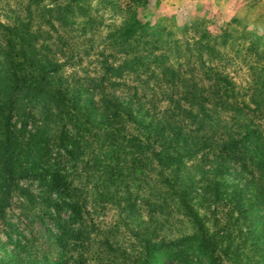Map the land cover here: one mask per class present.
Instances as JSON below:
<instances>
[{
    "label": "trees",
    "instance_id": "1",
    "mask_svg": "<svg viewBox=\"0 0 264 264\" xmlns=\"http://www.w3.org/2000/svg\"><path fill=\"white\" fill-rule=\"evenodd\" d=\"M51 11V27L58 20L75 32L69 12ZM204 25L196 22L182 31L198 36L178 37L135 19L105 38L112 49L94 59L95 76L65 71L74 56L62 61V50L49 45L50 34L36 33L37 38L27 26L0 25V219L15 191L30 211L68 212L54 241L61 253L79 251L84 257L91 233L67 167L81 145L80 154H86L97 130L117 166L130 158L134 168L161 172L165 189H183L166 195L163 204L171 197L182 204L194 195L209 203L226 198L229 217L258 219L262 233L264 52L252 32L244 31L242 60L254 63L248 68L252 80L239 85L224 63L228 54L220 50L234 47L235 36L228 27L215 35ZM226 174L231 184L224 182ZM29 178L39 181V196L20 189L18 181ZM221 189L231 193L223 197ZM149 244L145 264H224L220 241L202 226L191 235ZM0 264L6 261L0 258Z\"/></svg>",
    "mask_w": 264,
    "mask_h": 264
},
{
    "label": "rangeland",
    "instance_id": "2",
    "mask_svg": "<svg viewBox=\"0 0 264 264\" xmlns=\"http://www.w3.org/2000/svg\"><path fill=\"white\" fill-rule=\"evenodd\" d=\"M52 9L69 12V25L73 24L75 32L58 20L51 27L48 18L53 17ZM135 19L165 27L178 37L198 36L182 33L196 22H204V28L215 35L228 27L235 36V46L220 50L228 54L230 61L224 63L239 85L252 80L248 68L254 63L253 59L247 64L242 60L244 31L252 32L264 52V0H0V25L27 26L37 38L36 33L50 34L49 45L62 50V61L74 56L67 60L65 71L89 70L94 76V59L101 51L112 49L106 45L111 40L105 38ZM32 126L28 125L30 131ZM91 133L94 136L89 137L86 154H80L81 145L67 167L84 202L85 225L91 233L92 243L84 257L79 251L61 253L54 241L61 233L60 225L69 220L68 212L30 211L25 197L15 191L0 219V258L6 264H145L149 243L191 235L197 226L218 238L224 264H264V231L258 228V219H240L237 213L229 217L228 199L222 200L226 198L209 203L194 195L182 204L181 199L171 197L163 204L166 195H175L173 190L179 195L183 189H165L161 172L134 168L130 158L117 166L111 148L103 146L105 138L96 136L101 132ZM228 175L224 182L231 184ZM18 185L37 196L42 191L37 179H22ZM227 190L230 194L231 189H221L223 197ZM201 192L203 189L196 191Z\"/></svg>",
    "mask_w": 264,
    "mask_h": 264
}]
</instances>
